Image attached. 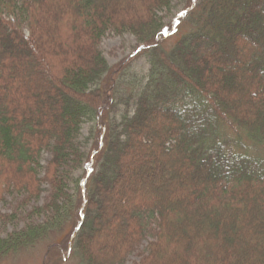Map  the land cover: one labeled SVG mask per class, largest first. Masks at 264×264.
Wrapping results in <instances>:
<instances>
[{
	"label": "trees",
	"instance_id": "1",
	"mask_svg": "<svg viewBox=\"0 0 264 264\" xmlns=\"http://www.w3.org/2000/svg\"><path fill=\"white\" fill-rule=\"evenodd\" d=\"M187 1L165 22L173 0H0V202L46 193L0 259L70 224L78 264L147 238L133 264H264V0ZM110 34L136 42L114 66Z\"/></svg>",
	"mask_w": 264,
	"mask_h": 264
},
{
	"label": "rangeland",
	"instance_id": "2",
	"mask_svg": "<svg viewBox=\"0 0 264 264\" xmlns=\"http://www.w3.org/2000/svg\"><path fill=\"white\" fill-rule=\"evenodd\" d=\"M188 1L187 0H173L171 4V9L166 12L160 13V15L163 17L165 22H170L173 18L177 17L179 15V12H181L185 6H187ZM172 39L170 41L166 42V45H169L171 43ZM136 42L132 36L124 35V36H115V35H107L102 39L101 42V50L103 52V56L106 59L108 65L114 66L121 62V60L125 59L130 55L135 48ZM134 69L138 73H145L147 66L144 63L143 60H139L134 64ZM12 82H15L14 78H11ZM72 105V104H70ZM73 106V105H72ZM87 135V126H84L82 129V137H85ZM249 143H246V145ZM262 153V151H260ZM150 158V157H149ZM49 159V156L47 154H44L42 157V160L40 162V165L44 167L46 165L47 160ZM151 159V158H150ZM148 159L147 163H144L142 165H139L138 169H145L148 164L151 163V160ZM42 171L40 174V177H42ZM78 175V173H77ZM164 176L169 180V178L173 177V174L170 170H165ZM76 177V176H75ZM182 181H180L178 184L179 186H186V184H189V178L186 174L183 175ZM186 181V182H185ZM159 185V190H164V188L167 186L166 184ZM2 186H0L1 191ZM44 189H47V187L44 185ZM46 193H43L40 196V199L36 203H31L29 206H24L23 204V198L22 196L18 195H10L5 196L4 201L0 202V213L1 214H8V215H14V219L12 220L13 223L8 224L4 227V225L0 224V234L2 237H4L7 233L13 231L14 229H19L23 227L24 225V219L26 218L27 212L30 210L31 205L32 206H40L43 205L45 202ZM126 205V203H125ZM122 206L124 204L122 203ZM39 219H35L36 222L41 221ZM113 220V219H112ZM113 221L120 223L121 228L125 229L128 227L127 220L124 219L123 216L118 215ZM112 225V224H111ZM71 225L69 224L67 227H64V229H61L60 231H57L43 241L37 243L32 248L28 249H21L15 254L7 255L6 257L0 259V264H43L45 261V257L47 255V250L49 246H51L54 243H59L61 247V257H62V263L61 264H78L77 259L71 257V250L69 251L68 248L70 246V243L66 242V238L71 232ZM100 234L94 233L92 236V241L96 242L97 238H99ZM152 241L151 238H147L144 240L141 245L138 247L137 250L133 254H131L128 258V261L125 264H133L140 261L141 256L146 252V246L147 243ZM65 242V243H64ZM73 258V259H72Z\"/></svg>",
	"mask_w": 264,
	"mask_h": 264
}]
</instances>
